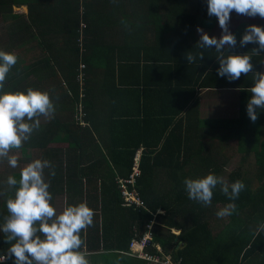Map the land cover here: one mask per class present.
Returning <instances> with one entry per match:
<instances>
[{"label":"trees","instance_id":"trees-1","mask_svg":"<svg viewBox=\"0 0 264 264\" xmlns=\"http://www.w3.org/2000/svg\"><path fill=\"white\" fill-rule=\"evenodd\" d=\"M64 3L65 7L57 8V11L65 13V26L72 22L69 27L76 30L80 27V19L85 26L84 17L79 18L81 11L85 16V1L65 0ZM258 3L251 9L245 6L241 11L250 18L258 16L255 13L259 7L264 12V4ZM114 9L115 14L108 20L96 10L95 23L99 24L97 18L105 19L102 23L114 25L123 22V19L129 20L125 15L126 9L120 16L116 15L118 9ZM114 9L111 8L107 14ZM203 10V5H200L199 11ZM221 12L209 10L208 14L197 17L188 12L186 5L179 9L166 5L164 28L172 31L179 22L183 23L185 34L187 29L195 30L197 25L210 28ZM138 26L142 27L140 24ZM236 32L239 31H232L230 46H224L216 36H209L202 44L197 41L194 45L184 44L173 49L190 50L192 54L188 59L179 58L178 50L175 52L176 59L159 63L143 60L141 71L154 66L165 76L160 83L145 79L136 82L142 88L140 94L137 93L140 97H147L149 103L158 102L156 99L163 101V108L152 115H144L137 122L120 120L132 117V114L121 116L117 113V116L106 118L95 115L94 120H98V123L94 124L92 114H89L94 107L93 99L105 96L109 85H98L97 72L92 73L94 69L84 66L83 84L81 92H78L76 75L79 62H82L77 59L81 40L77 34L78 47L71 49L66 61L67 75L65 54L55 55L63 65L58 71L63 76L60 80L52 76V84L50 81L37 83L32 87L37 88L33 91L29 85H14L12 76L1 95L0 112L6 110L12 114L31 116L27 125L29 128L30 123L35 125V129H32L34 136L29 134L27 142L41 153V158H52L53 163L54 159L58 160V164H52L51 170L46 166L39 167L43 175L42 197L39 199L42 202L38 212L39 241L36 246L23 247L19 257L23 259L26 256L28 259L14 264H34L49 250L65 257L79 255L86 264H148L132 258L130 244L143 237L150 222L152 239L145 252L156 254L155 247L158 246L163 252H157L161 260L170 255L173 261L180 258V264H264V86H259L258 69L249 70L247 66L251 57L258 59V62L261 60V56L256 54H262L264 39L251 40L244 34L237 41ZM175 39L171 37L172 43L167 47H171ZM73 53L75 60H72ZM139 61H142L141 57ZM233 61L240 62L231 67ZM118 62L122 63V67L128 63L122 58ZM116 71L104 69V78L113 79V83L118 80V84H111L110 87L119 101L126 95L128 83L133 82L120 83L119 78L115 79ZM86 72L90 73L88 79ZM210 88L239 89L238 109L234 115L212 119L202 117L200 95ZM18 89L20 91H16ZM98 91L99 96L96 95ZM79 104L80 109L77 108ZM80 110L86 123L83 130L89 139L86 128L90 124L98 131L101 140L103 137L112 140L113 149L110 146H97L96 153L99 161L111 163L106 164L112 176L110 178L100 173L102 166L97 163L75 169L69 164L70 156L65 161V149L51 151L46 147L65 141L70 146V140L77 141L76 131L82 128L76 120ZM45 113L48 119L42 118L40 122L38 118ZM101 126L105 127L103 136L99 131ZM113 134L116 135L111 137ZM126 134L133 146L124 143ZM83 137L86 138L85 135ZM6 138L14 139L9 134ZM6 138H1V142H6ZM226 141H236L238 149L222 155L216 149L211 152V142ZM138 148L139 173L135 187L145 207L124 205L118 183L120 178H126L132 172ZM71 149L74 148L69 147L66 153H73ZM250 156L253 161L249 167L253 165L254 168L252 179L247 178L245 169ZM227 166L233 167L231 171H226ZM161 172L166 175V182L160 180ZM83 174L84 182L81 181ZM174 177L177 178L171 182L168 180ZM77 192L79 198L75 196ZM60 193L67 194L65 237L56 234L59 230L55 229V216L51 214L50 217L44 212L51 210L49 204ZM223 211L228 220L214 233L211 221L221 217ZM172 229L179 231V234L171 233Z\"/></svg>","mask_w":264,"mask_h":264},{"label":"crops","instance_id":"crops-1","mask_svg":"<svg viewBox=\"0 0 264 264\" xmlns=\"http://www.w3.org/2000/svg\"><path fill=\"white\" fill-rule=\"evenodd\" d=\"M64 1L62 0L59 3V0H0V101L3 99L1 97L4 92L3 89L12 80V76H14V85H29L33 91H36L37 88L32 87L37 83L45 84L50 81L52 84V76L60 80L59 78L63 76L58 71H61L63 65L60 58L55 55L65 54V75L68 74V63L66 61L71 49L78 47L77 37L78 39L80 38V27L75 30L71 26L69 27V23L65 26V13L57 11V8L65 7ZM84 1L86 4L85 16L81 11L82 15L80 14L79 18L84 17L85 26L81 30L77 59L81 60L82 63L85 61L86 63L84 62L85 64H83L86 68L94 69L92 73L97 72L99 76L98 85H101V83H108L109 85V91L105 93V96L99 98L96 96L93 99L94 107L89 112V114H92L93 120L95 115L106 118L107 116H117V113H120L121 116L132 114V117H123L124 119L120 120L137 122L142 120L144 115H152L154 111L163 108V101L156 99L158 102L149 103L150 101L147 97H140L137 93L139 92L140 94L142 88L137 86L136 82H141V79H145L146 81L155 80L160 83L162 77L165 76L159 68L154 66H151V69L141 71L143 60L150 63H159L172 58L176 59L177 54L175 52L178 50L179 58L188 59L190 54H192L189 53L191 52L190 50L187 52L180 51L179 48L173 49L178 46L182 47L184 44L194 45L197 41L198 44H202L209 36H216L222 41L224 46H230L233 41L230 38L233 30L239 31L236 32L237 36H235L237 41L240 40V37H244V34L245 37H249L247 39H264V12L261 8L259 7L257 13H255L259 15L251 18L241 11V8L245 6H250L251 9L253 6L259 5L255 0H253L252 5L249 4V0H232V2L228 0H182L178 2L176 0ZM261 1L263 3V0ZM168 2L169 4H166ZM166 5L178 7V9L180 6L186 5L188 12L197 17L208 14L209 10H221L223 12L217 15L212 27L206 28L197 25L194 27L195 30L187 29V34H185V28L182 27L183 23L180 22L177 23L174 30H165L163 16ZM200 5H203L205 9L203 12L199 11ZM111 8L118 9L119 13L116 14L117 16H120L121 12L126 9L125 15L129 20L123 19V22L114 25L112 23H102L101 21H105V19L97 18L96 20L99 24L95 23L94 12L96 10L97 13L102 17L105 16L106 20H108L110 16L115 14V9L110 14H107ZM224 15L225 17H231L230 19L233 20L229 31H227V24L224 22L228 20L218 21V18H222ZM82 21L80 19L79 23ZM134 24L136 27H133ZM139 24L142 27H139ZM247 25L248 28L246 29L245 26ZM219 32L222 34H219ZM171 37L178 39L180 43L175 39L173 40V45L167 47V45L172 43ZM249 48L247 47V49ZM238 49H241V47ZM256 56H261V60L258 62V59L251 57L247 66L249 70L258 69L259 86H264V50L261 55L256 54ZM140 57L142 61H139ZM121 58L126 62L128 61L125 64L126 67H122V63L118 62ZM75 59L76 56L73 53L72 60ZM239 62L233 61L234 64L231 67L237 66ZM106 68L117 69L115 79L119 78L120 83L133 82L128 83L127 93L119 101L115 99V91L110 87L111 84H118V80H114L113 83V79H105L104 69ZM43 69L44 72H42ZM142 73H144L145 78H142ZM88 74L90 73H85L87 79L90 78ZM217 78L221 79L220 77ZM142 85L144 87L145 83ZM96 95L99 96V91L96 92ZM238 100L239 89H205L200 95L202 117L204 119L230 117L238 109ZM30 117L26 114H12V112H7L6 110L0 112V137L5 139L9 134L13 135L14 138H12L13 141L8 138H6V142L0 141V255L14 260L9 264L26 261L24 260L26 258L23 257L24 259H21L19 257V254L23 253V247H31L38 244V212L42 202L39 199L42 197L43 189V175L40 173L39 167L46 166L48 170H51L52 164H58V160L54 159L53 163L52 158H41V153L33 148L29 141H21V131L26 127V131L30 132V136H34L32 129H35V125L30 123V128L27 125V120ZM42 118L48 119V114L41 115L38 118L40 122H42ZM97 123L98 120H94V124L96 125ZM83 129L82 127L79 131L77 130L78 132L76 131L75 138L77 141L70 140L72 141L70 146L67 141L65 143H57L60 145L65 144V147H58L65 149V161L70 156L69 164L75 169L86 167L90 163H97L102 166L101 174L107 178L112 177L107 169L108 166H106V164L111 163L99 161L96 156L98 152L97 146H101V148L110 146L113 149L112 140L110 141L106 137L101 140V137L98 136V131L90 124L86 128V130H89V139ZM104 129V126L99 127L102 136ZM82 131H84L83 134ZM84 135L86 138L83 137ZM114 135L116 134L111 137ZM124 137V143L133 146L128 135L126 134ZM211 144V152L216 149L219 155L223 154L221 152L223 143L211 142ZM51 145H46V147L51 151L58 149ZM69 147L74 148L73 150L71 149L73 153L67 154L66 150ZM65 161H63V166ZM159 176L160 180L166 182V175L161 172ZM88 177H92V175H88ZM176 178L168 180L171 182ZM84 180L85 175L83 174L81 181L84 182ZM66 196V193L57 194L53 203L49 204L51 210L44 211L50 217H52L51 214L55 216V219L53 218L55 229H57V217L61 219L64 224L63 231H56V234L62 237H65L66 233ZM75 196L79 198V193L77 192ZM56 206L62 207L61 216L57 215L60 212V207L56 210ZM161 211L159 210V212ZM171 233L178 235L179 231L172 229ZM139 239L137 238L136 240ZM155 248L157 252L163 254L160 247L156 246ZM49 252L56 253L58 258L54 260L38 259L34 264H86L79 255L65 257V255L58 254L52 250L46 253ZM157 252L153 255L159 256ZM168 257L171 258L170 255ZM132 258L152 264L137 257ZM177 261H180V258Z\"/></svg>","mask_w":264,"mask_h":264},{"label":"built area","instance_id":"built-area-1","mask_svg":"<svg viewBox=\"0 0 264 264\" xmlns=\"http://www.w3.org/2000/svg\"><path fill=\"white\" fill-rule=\"evenodd\" d=\"M84 25L81 22L80 23V38H81V30L83 29ZM83 70H84V64L79 62L77 75H76V81L78 82V92H81V87L83 84ZM79 98L82 97L81 94L78 96ZM80 105V104H79ZM78 105V109H80ZM84 114L80 110L76 116V120L78 121V124L81 126V124L85 126V121L83 119ZM138 161H139V151L135 155L134 163H133V170L130 173L129 176L126 178H120L118 183L119 187L121 188L120 194L123 199V204L127 206H133V207H145L144 201L139 197L136 187H135V180L138 176L139 170H138ZM152 222L146 226V232L144 233L143 237L139 240H133L130 244V250L131 255L134 257H137L139 259H143L146 261L151 262L152 264H179L180 261H173L170 257H165L164 260H161L159 256L157 255H150L145 252V248L148 245V242L152 238L151 233V227ZM46 259H57L58 256L54 252L46 253L45 255ZM14 260L4 256L0 255V263H7V262H13Z\"/></svg>","mask_w":264,"mask_h":264},{"label":"rangeland","instance_id":"rangeland-1","mask_svg":"<svg viewBox=\"0 0 264 264\" xmlns=\"http://www.w3.org/2000/svg\"><path fill=\"white\" fill-rule=\"evenodd\" d=\"M248 1V0H247ZM256 2H260V3H262V1L261 0H255ZM263 3H264V1H263ZM262 3V4H263ZM249 4H253V0L251 1V0H249ZM261 4V5H262ZM257 5V4H256ZM253 10H256V9H253ZM231 17H225V15L224 16H222V18H218V21H221V20H223V19H225V20H228V21H224L226 24H227V31H229L230 30V27H231V21H233V20H231L230 19ZM254 19H257V18H254ZM70 24L72 23V22H69ZM253 25V24H252ZM245 28L247 29L248 28V25L247 26H245ZM222 29H224V28H222ZM225 30V29H224ZM219 34H222V33H220L219 32ZM79 107L81 108V106L79 105ZM77 108H78V105H77ZM27 126V125H26ZM84 126V124L82 125L81 124V127H83ZM26 129H27V127L24 129V130H22L21 131V141L22 142H24V141H27V136L30 134V132L29 131H26ZM33 134H34V132H33ZM1 138L2 137H0V141H1ZM51 145V144H50ZM51 146H53L54 148H58V147H65V144H54V145H51ZM236 149H238V144L236 143V141H226V142H224L223 143V145H222V148H221V152L223 153V154H229L230 152L232 153L233 152V150H236ZM234 154H235V152H234ZM233 154V155H234ZM237 154V153H236ZM252 161H253V158H252V156H250V158H249V161L246 163V165H247V167H246V165H245V169H246V171H247V174H246V176H248L247 178L248 179H252V177L254 176V168H253V165H251L250 167H249V163H251L252 164ZM233 168V167H232ZM232 168H229V166H227L225 169H226V171L227 172H229V171H231V169ZM245 169H244V171H245ZM226 173V172H225ZM57 205H59V203H57ZM58 207H60V206H56V210H58ZM61 213H62V207H60V212L57 214V215H59V216H61ZM57 221H56V224H57V229L59 230V232H62L63 231V226H64V224H63V222L61 221V219L60 218H58L57 217ZM227 220H228V218L226 217V212H224L223 211V213H221V217H219V218H217V219H213L212 221H211V226H212V228L214 229V233L215 232H217L218 230H220L225 224H226V222H227ZM24 258H26V259H24ZM23 259L24 260H27L28 258L27 257H24ZM39 259H45V260H51V259H46L45 258V256H43V257H41V258H39ZM56 259V258H55ZM38 260V259H37ZM52 260H54V259H52ZM10 262H7V263H0V264H9ZM47 264H50V263H47Z\"/></svg>","mask_w":264,"mask_h":264},{"label":"clouds","instance_id":"clouds-1","mask_svg":"<svg viewBox=\"0 0 264 264\" xmlns=\"http://www.w3.org/2000/svg\"><path fill=\"white\" fill-rule=\"evenodd\" d=\"M83 74H84V70H83ZM65 83L63 82V85H64Z\"/></svg>","mask_w":264,"mask_h":264}]
</instances>
